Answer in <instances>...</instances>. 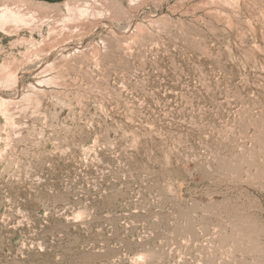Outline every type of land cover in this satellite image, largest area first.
Segmentation results:
<instances>
[{
	"label": "rangeland",
	"instance_id": "rangeland-1",
	"mask_svg": "<svg viewBox=\"0 0 264 264\" xmlns=\"http://www.w3.org/2000/svg\"><path fill=\"white\" fill-rule=\"evenodd\" d=\"M0 3V264H264V0Z\"/></svg>",
	"mask_w": 264,
	"mask_h": 264
},
{
	"label": "bare ground",
	"instance_id": "bare-ground-1",
	"mask_svg": "<svg viewBox=\"0 0 264 264\" xmlns=\"http://www.w3.org/2000/svg\"><path fill=\"white\" fill-rule=\"evenodd\" d=\"M1 3H2V1H1ZM0 3V4H1ZM1 5H5L6 6V4H4V3H2ZM1 5H0V26L2 27V26H4V27H9L10 25H11V19H12V15L13 14H18V15H20V14H23L22 12H23V10L21 9V8H17V7H15L14 9H12V10H8V9H5V7L4 8H2L1 7ZM8 6V5H7ZM7 8V7H6ZM3 9V10H2ZM87 18H88V16H87ZM96 18V17H95ZM91 19V18H90ZM94 19V18H93ZM67 20V19H66ZM75 20V19H74ZM71 21V18L69 19V20H67L65 23L67 24H70L71 25V23H73V22H76V21ZM80 20V19H79ZM78 20V22H80ZM90 21V20H89ZM88 21V22H89ZM94 22V21H93ZM65 23H63V24H65ZM77 23V22H76ZM81 23V22H80ZM79 23V24H80ZM62 24V23H61ZM65 24V25H66ZM78 24V25H79ZM88 24H91V22L90 23H87V25ZM59 25H60V23H59ZM77 25V26H78ZM74 26V25H73ZM138 26V25H137ZM64 27V26H63ZM89 27V26H88ZM62 28V27H61ZM142 28V27H141ZM64 29V28H63ZM81 29V28H80ZM115 29V28H114ZM57 30V28H54V31H56ZM72 30V32L74 31L73 29H71ZM78 30V29H77ZM112 30V29H111ZM58 31H59V29H58ZM60 31H61V29H60ZM114 31H116V30H114ZM68 32V31H67ZM75 32V31H74ZM80 32H82V31H80ZM113 32V31H112ZM111 32V33H112ZM117 32V31H116ZM115 32V33H116ZM51 33H55L53 36L54 37H52L51 39V42H48V46H47V48L45 49V52H46V50H49V51H51V50H53L52 48H54L56 45H58V44H61L63 41H64V39L67 37V36H69L68 34H66V33H60V32H53V30H52V32ZM69 34H70V32H68ZM114 33V32H113ZM67 35V36H66ZM112 35V34H111ZM138 35V34H137ZM141 35V34H140ZM139 35V37L140 38H142L141 36ZM116 36V35H115ZM69 37H71V36H69ZM110 38V37H109ZM127 38V37H126ZM129 38V37H128ZM67 39V38H66ZM132 39V38H131ZM50 40V39H49ZM48 40V41H49ZM120 40H121V38H120ZM119 40V41H120ZM141 40V39H140ZM126 41V40H125ZM125 41H124V44H125ZM130 41V40H129ZM59 42H61V43H59ZM121 42V41H120ZM116 43H118V42H116ZM105 44V43H104ZM107 44V43H106ZM112 45V44H111ZM110 45V46H111ZM125 45H128V43L127 44H125ZM125 45H124V47H125ZM45 46V45H44ZM44 46L42 47V48H44ZM113 46V45H112ZM119 46H120V44H119ZM118 45H117V47H119ZM116 47V48H117ZM113 48V47H112ZM119 49V48H118ZM117 49V50H118ZM122 49V48H121ZM94 50V49H93ZM123 50V49H122ZM126 50V49H125ZM125 50H123V52L125 51ZM82 51V50H81ZM80 51V52H81ZM96 51V50H95ZM99 51V50H98ZM115 51H116V49H115ZM41 52V51H40ZM42 52H44L43 50H42ZM41 52V53H42ZM48 52V51H47ZM76 52V51H75ZM78 52V51H77ZM94 53V52H93ZM97 53V52H96ZM126 53V52H125ZM35 54H37V53H35ZM78 54V53H77ZM80 54V53H79ZM98 54V53H97ZM80 55H82V53L80 54ZM92 55V54H91ZM73 56V55H72ZM74 56H75V54H74ZM79 56V55H78ZM26 57H28V55H26ZM82 57V56H81ZM75 58V57H74ZM77 58V57H76ZM63 59H66V58H64L63 57ZM63 59H61V60H63ZM82 59V58H81ZM60 60V61H61ZM80 60V59H79ZM65 61V60H64ZM67 61V60H66ZM59 62V61H58ZM69 62V61H68ZM56 63V62H55ZM73 62H71V64H72ZM77 63V62H76ZM54 64V63H53ZM53 64H49V67H50V65H51V67L53 66V68L55 67V64L53 65ZM56 64H58V63H56ZM61 64V63H60ZM68 63L66 62V64L65 65H67ZM59 65V64H58ZM75 65V64H74ZM62 66H63V64H62ZM80 66V65H79ZM48 67V66H47ZM48 67V69L49 70H47V68H46V66H45V68H46V70H47V72H49L50 73V71L51 70H54L55 68H57V67H55L54 69L53 68H49ZM61 67V66H60ZM81 67H82V65H81ZM44 69V68H43ZM60 70H61V68H59ZM45 70V69H44ZM43 70V71H44ZM45 70V71H46ZM56 70V69H55ZM44 71V72H45ZM46 73V72H45ZM54 73V72H53ZM58 74L60 73V75H61V73L62 72H57ZM57 73L55 74V76L57 75ZM50 76H48V77H46V78H44L43 80H41V83L43 82H46V83H52L53 85L55 84V82L56 81H58L57 79H55V76H51V74H49ZM53 75V74H52ZM58 76V75H57ZM58 78H59V76H58ZM19 78H18V66L16 65V63L15 62H11V63H8V64H4L3 66H1L0 67V86L2 85L3 87L4 86H6L7 88L8 87H12L16 82H18L17 80H18ZM56 80V81H55ZM20 83V82H19ZM60 85V84H59ZM63 85V84H62ZM31 86V85H30ZM56 86V85H55ZM29 87V86H28ZM58 87V86H57ZM35 90V89H34ZM55 90V89H54ZM33 91V90H32ZM42 91V90H41ZM55 91H57V90H55ZM35 92V91H34ZM43 93V92H42ZM33 95H34V93H31V92H27V93H25L24 95H22V96H24V99L26 100V101H28V103H30L29 101H31V100H33L32 98H35V97H37V96H35V97H33ZM44 95V94H43ZM59 95V94H58ZM8 96V95H7ZM39 99V98H38ZM22 99H20V101H21ZM34 100H36V99H34ZM33 100V101H34ZM14 101V100H13ZM23 101V100H22ZM38 101V100H37ZM32 102V101H31ZM35 102V101H34ZM14 103V102H13ZM16 103V102H15ZM19 103V102H18ZM36 103V106L38 105L37 104V102H35ZM38 103H40V101L38 102ZM10 104H11V107H12V101H10V99L8 98V97H6V96H4L3 94L1 95V93H0V118H3V120L5 121V123H8V124H11L12 123V119L11 118H13L12 116H14L15 114H16V112L13 114V112L10 110ZM24 104L26 105L27 104V102H25L24 101ZM18 105V104H17ZM19 105H20V103H19ZM15 106V105H14ZM13 106V107H14ZM28 106V105H27ZM34 106V105H33ZM32 106V107H33ZM35 107V106H34ZM39 107V106H38ZM24 107L22 106L21 107V109H19V110H21L22 111V109H23ZM27 108H29V107H27ZM40 108V107H39ZM15 109V108H14ZM13 110V109H12ZM18 110V111H19ZM28 111V110H27ZM34 111V110H33ZM35 111H37V110H35ZM39 111V110H38ZM43 111V110H42ZM17 113H19V112H17ZM25 113V112H24ZM33 114H35V113H33ZM44 114V113H43ZM37 115V114H36ZM30 117V116H29ZM32 117V116H31ZM35 117V116H34ZM45 119V118H44ZM44 119H43V121H44ZM29 120V119H28ZM35 120V119H34ZM15 121V120H14ZM47 121V120H46ZM20 122V121H19ZM19 122L17 121V123L19 124ZM45 122V121H44ZM15 123V122H14ZM16 125V126H19V125ZM24 124H26V123H24ZM15 125V124H14ZM13 125V127L12 126H10V127H12V128H14L15 126ZM9 127V128H10ZM17 128V127H16ZM14 130V129H13ZM17 131H19V130H17ZM1 132V131H0ZM8 132V131H7ZM1 138V137H0ZM1 140V139H0ZM5 143V142H4ZM6 147V146H5ZM3 152H5V150L3 151ZM2 148L0 147V156L1 155H3L2 153ZM6 153V152H5Z\"/></svg>",
	"mask_w": 264,
	"mask_h": 264
}]
</instances>
